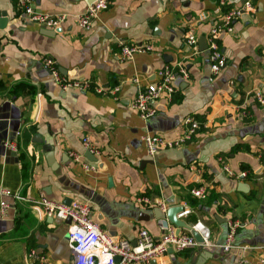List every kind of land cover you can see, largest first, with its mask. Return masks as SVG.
Listing matches in <instances>:
<instances>
[{
	"label": "crops",
	"instance_id": "1",
	"mask_svg": "<svg viewBox=\"0 0 264 264\" xmlns=\"http://www.w3.org/2000/svg\"><path fill=\"white\" fill-rule=\"evenodd\" d=\"M252 4L233 32L219 36L227 62L212 75L207 52L198 44L192 52L184 37L192 27L198 41L221 20L224 8L216 0H110L88 29L75 19L88 7L86 0H33L40 12L66 15L52 35L23 22L14 0H0L6 18L0 24V190L9 192L0 194V264H29L30 249L44 256L42 264L71 263L69 223L33 208L42 196L89 202L103 231L131 243L141 229L155 239L163 235L162 226L170 223L156 219L154 207L182 205L189 213L178 217L200 221L211 232L203 264H257L264 257V104L255 96H264V0ZM120 42L150 44L152 50L121 60ZM44 57H52L68 79L119 90H62ZM179 63L189 79L177 77L172 99L157 101L154 116L143 120L131 107L137 87L157 81L162 66ZM187 115L205 126L185 144L150 156L143 134L174 139L184 132ZM31 126L51 147V157L34 135L23 144L22 131ZM84 137L99 151L95 171L68 155L87 159ZM6 140L17 150L5 147ZM239 182L246 183L244 191ZM202 184L207 195L198 199L190 191ZM228 221L237 227L234 247L225 251ZM185 250L167 251L148 264H183L200 252Z\"/></svg>",
	"mask_w": 264,
	"mask_h": 264
},
{
	"label": "built area",
	"instance_id": "2",
	"mask_svg": "<svg viewBox=\"0 0 264 264\" xmlns=\"http://www.w3.org/2000/svg\"><path fill=\"white\" fill-rule=\"evenodd\" d=\"M14 1L20 8L22 21L25 23H36L47 29L55 30L66 19L64 14L49 15L36 10L33 6V0ZM109 1L94 0L84 12L75 15L79 27L88 29L98 13L108 7ZM216 1L219 6L227 7V9L224 10L220 21L211 24L205 37L206 52L212 75L219 73L227 62L226 55L219 45V36L233 32V24L242 13L253 10L252 0H243L236 6H230L228 0ZM184 41L192 52L197 50V35L192 27L185 33ZM119 46L118 55L121 60L131 59L135 53L152 50L150 44L120 42ZM42 62L62 90L71 88L85 92L93 89L103 95L115 94L119 90L118 86L108 88L94 85L89 79H68L59 73L52 57H44ZM157 74V81L144 87H137L136 97L131 103V107L143 120L154 116L157 111V101L160 99H166L167 101L172 99V95L176 91L175 80L177 77H181L184 80L189 79L188 70L180 63L176 65L166 64L158 70ZM255 96L259 103L264 104V96L260 91H257ZM183 124L185 126L184 132L174 139H167L149 132L143 134L142 140L145 143L148 154L153 156L161 149L181 146L189 141L201 127L205 126V123H202V121L192 115L185 116ZM82 142L85 150L98 155L99 151L90 143L87 137H84ZM4 145L14 150L18 148L17 143L12 140L4 141ZM68 155L73 162L80 163L87 171H95L97 169V165L94 162L85 159L77 152L70 151ZM225 171L229 175H233V172L228 167H225ZM245 174V172H241L238 176L243 177ZM207 190L208 186L202 184L192 188L190 192L194 197L204 199L207 195ZM0 194H9V192L2 189ZM140 200L149 203L146 198ZM6 206L7 204L3 202L2 207L5 208ZM32 207L42 212L44 216L58 217L62 220L70 218V223L68 224V246L72 252L70 264H148L151 260L165 254L169 248L180 252L185 249H193L199 246L208 247L213 244L209 228L200 221L190 225L199 233L202 239L201 243L196 241L189 230L184 229L176 233L174 225L164 224L162 226L164 233L160 238L155 239L146 229H141L138 232L136 244L133 245L125 238H114L103 231L99 224L93 220L91 205L87 201L76 199L71 200L70 204L66 205L61 201L51 200L46 196H42L39 200L33 201ZM188 213L189 209H186L179 215L183 216ZM236 227L237 223L228 221L225 242L221 244L223 250L227 251L234 247ZM27 257L34 264H42L44 260V256L38 255L35 249H30ZM117 257L119 260H116ZM257 264H264V257H259Z\"/></svg>",
	"mask_w": 264,
	"mask_h": 264
},
{
	"label": "water",
	"instance_id": "3",
	"mask_svg": "<svg viewBox=\"0 0 264 264\" xmlns=\"http://www.w3.org/2000/svg\"><path fill=\"white\" fill-rule=\"evenodd\" d=\"M89 4H91L94 0H86ZM6 21V18H4L2 16V13L0 11V24H4ZM42 28L44 29V33H46L47 35H52L55 32H59L61 29L57 28L55 30H50L45 28L44 26H42ZM198 44V48L201 51H206V39L204 36L200 37L197 41ZM33 141L41 144L42 149L46 152V156L51 157L52 155V151H51V147L49 145H47L46 143L43 142V140L39 137V135H34ZM84 156L92 162H96L97 158L95 157L94 154L90 153L88 150L85 151ZM111 180V179H110ZM109 180V181H110ZM245 182H239L238 184V189H240L241 191H244L245 188ZM72 199L70 198H64L63 199V203L68 205L70 204ZM184 211V207L182 205H172L167 207L166 209H162L158 206L153 208V214L154 217L156 219H166L167 222H169L170 224L174 225L176 228V233H179L182 229H187L191 232V234L194 236V238L196 239L197 242L201 243L202 239L199 235V233L193 229L191 227L190 224H188L184 219H181L179 216V214H181ZM67 221V223H70V218L65 219ZM133 245L136 244V241L132 243ZM198 250L200 251L199 254L195 255V254H191L190 258L187 260L186 263L183 264H203L205 258L207 257V253L209 254V252L205 249H203L201 246L198 247ZM169 252H172V249L169 248L168 249ZM116 260H119V258L117 257ZM154 261L151 260V263H153Z\"/></svg>",
	"mask_w": 264,
	"mask_h": 264
},
{
	"label": "trees",
	"instance_id": "4",
	"mask_svg": "<svg viewBox=\"0 0 264 264\" xmlns=\"http://www.w3.org/2000/svg\"><path fill=\"white\" fill-rule=\"evenodd\" d=\"M223 8H224V10L227 9V7H223ZM35 132H36L35 126H31L28 129L22 131L21 140H22L23 144L27 143L28 140H30V138L35 134ZM236 148H238V147H236ZM236 148H234V149H236ZM189 252H190V250H185L184 253H189Z\"/></svg>",
	"mask_w": 264,
	"mask_h": 264
}]
</instances>
